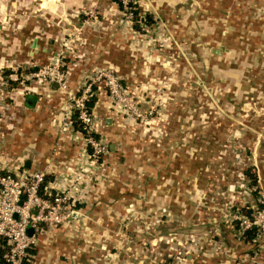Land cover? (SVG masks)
Instances as JSON below:
<instances>
[{"label": "rangeland", "instance_id": "374dc122", "mask_svg": "<svg viewBox=\"0 0 264 264\" xmlns=\"http://www.w3.org/2000/svg\"><path fill=\"white\" fill-rule=\"evenodd\" d=\"M243 13L219 38L189 32L180 39L163 17L135 21L116 0H6L0 171H29L21 166V101L52 91L48 73L63 74L59 116L81 141L76 103L95 94L107 106L104 114L97 101L86 105L88 137L100 139L104 153L84 143L88 159L80 147L78 156L30 171H43L49 183L88 170L87 193L73 213L81 221L72 215L45 228L31 247L52 251L50 233L60 229L65 251L54 258L65 264L74 263L66 253L81 250L88 264H264V37L261 17ZM36 36L55 45L31 55ZM220 45L228 50L211 49ZM110 79L119 84L113 94ZM117 177L123 195L115 203L105 196ZM250 223L256 230L246 241ZM236 249L239 257L230 253Z\"/></svg>", "mask_w": 264, "mask_h": 264}, {"label": "crops", "instance_id": "0c3cea01", "mask_svg": "<svg viewBox=\"0 0 264 264\" xmlns=\"http://www.w3.org/2000/svg\"><path fill=\"white\" fill-rule=\"evenodd\" d=\"M49 1L54 4L58 0ZM0 3V7H3L6 0H0ZM89 4L90 2H88ZM139 6L145 13L163 17L168 22V30L172 33H178L177 37L180 39H186V35L189 32L196 34L198 38L204 39V33H213L219 38L223 35L222 32L229 29L228 21L236 22L237 16H240L243 11V16L252 18L253 15H259L261 17V33L264 37V0H140ZM2 27L0 25L1 29ZM230 29L235 28L231 25ZM54 42V39L47 38V46H45L41 44L37 36L33 37L29 52L31 55L36 54L39 50L46 53L55 45ZM261 42L263 45L264 38ZM211 49L215 53L221 54L227 51L228 47L220 45L217 49L216 47ZM51 89L52 91H47L44 97L35 94L38 96L35 103V99L30 100V98H23L21 101L22 105L18 118L21 122L19 135L27 137V143L25 141V145L21 147L25 156L21 166L29 171L41 169L49 160H52L50 165H57L67 158L78 156L80 147L81 156L85 154V149L82 152L84 142L81 141L78 134L73 132L72 125L65 122L61 123L58 105L63 98L62 92L57 88H53V84ZM94 109L96 112L107 114L105 100L97 101ZM119 178H116L113 186L107 188V191H110V195L107 194L105 196L106 198L114 199L115 203L123 195ZM85 207L87 209L88 204ZM72 219H74L75 224L81 221L77 215H73ZM59 231L60 229L50 233L53 250L45 252L42 247V251L40 247L36 248L35 254L28 256L34 259V262L31 260V264H65L60 259L56 260L54 258L56 252H58L60 257V254L65 251L64 249L61 250L63 242L61 241V235L57 236ZM230 253L239 257L242 251L240 252L236 249L230 251ZM66 254L69 255L68 257H72L75 264H88V250H81V252L73 253V255L70 252ZM229 261L230 264H233L231 260Z\"/></svg>", "mask_w": 264, "mask_h": 264}, {"label": "built area", "instance_id": "2783aa9c", "mask_svg": "<svg viewBox=\"0 0 264 264\" xmlns=\"http://www.w3.org/2000/svg\"><path fill=\"white\" fill-rule=\"evenodd\" d=\"M139 1L121 0L124 14L130 19L146 23L145 12L136 5ZM48 75L50 82L59 88L65 87V83H62L63 74L57 71ZM108 84L111 94L117 92L118 82L110 79ZM86 99V95H83L81 102L76 103L77 117L83 124L81 130L86 133L83 134V140L86 148L88 145L93 147L94 155L102 154L105 151L102 141L88 137L90 117ZM85 158L88 159V153ZM87 172L81 169L74 174V178H61L49 183L45 182L46 174L43 171L25 170L20 174L7 172L0 175V238L5 239L7 250L3 257L8 264H23L27 249L31 247L36 234L72 218L73 213L78 211L76 204L83 200L88 190ZM252 225L255 224L250 223L247 227ZM28 228L32 229L31 235L27 232Z\"/></svg>", "mask_w": 264, "mask_h": 264}, {"label": "trees", "instance_id": "16d2710c", "mask_svg": "<svg viewBox=\"0 0 264 264\" xmlns=\"http://www.w3.org/2000/svg\"><path fill=\"white\" fill-rule=\"evenodd\" d=\"M116 1L118 2V5L121 7L120 0H116ZM151 17H152L151 14L145 13V16H144L145 22L151 23V20H152ZM136 18H138V17H136ZM96 101H97V96L95 94L94 95L92 94V95H90V98L86 101V105L88 106V108L92 109L94 107ZM73 119H75V117H73ZM74 125L78 130H81V128L77 127V124H74ZM244 173H245V175L250 176L251 182L253 185H257L258 177L255 173L251 174L249 168H247ZM2 174H5V172L0 171V175H2ZM46 180H47V178H45V182H47ZM241 212H244L245 215L249 216L252 213V210H251V208H241ZM255 230H256V227L250 226L249 228L245 229V231H243L244 232L243 234L245 235L244 238L246 241H249L253 238ZM6 250H7V246L5 243V239L0 238V264H8L3 257ZM35 252H36L35 248L31 247V248L27 249L28 256L35 254ZM23 264H31V257H30V259H29V257H25L23 259Z\"/></svg>", "mask_w": 264, "mask_h": 264}, {"label": "water", "instance_id": "95a60500", "mask_svg": "<svg viewBox=\"0 0 264 264\" xmlns=\"http://www.w3.org/2000/svg\"><path fill=\"white\" fill-rule=\"evenodd\" d=\"M53 88H58V85L57 84H53ZM27 98H30V100H34L35 99V97L34 96H27ZM21 203V202H20ZM15 216H16V214H15ZM27 232L31 235L32 234V229L31 228H28L27 229Z\"/></svg>", "mask_w": 264, "mask_h": 264}]
</instances>
